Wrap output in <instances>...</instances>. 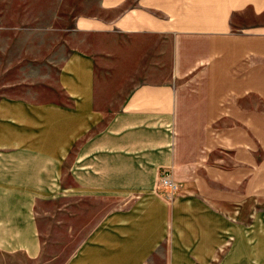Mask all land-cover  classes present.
Listing matches in <instances>:
<instances>
[{
  "label": "crops",
  "instance_id": "0c3cea01",
  "mask_svg": "<svg viewBox=\"0 0 264 264\" xmlns=\"http://www.w3.org/2000/svg\"><path fill=\"white\" fill-rule=\"evenodd\" d=\"M98 7L74 21L87 40L55 97H0V254L40 257V211L69 196L94 220L65 264H264V0ZM224 142L230 178L198 176ZM167 168L172 203L157 188Z\"/></svg>",
  "mask_w": 264,
  "mask_h": 264
},
{
  "label": "rangeland",
  "instance_id": "374dc122",
  "mask_svg": "<svg viewBox=\"0 0 264 264\" xmlns=\"http://www.w3.org/2000/svg\"><path fill=\"white\" fill-rule=\"evenodd\" d=\"M98 1L0 0V97L14 94L41 99L55 97L59 64L69 52L87 40L85 35L74 32V21L78 16L100 11ZM256 23V28H262L264 17H256ZM229 146L224 142L221 149H217L215 170L196 174L217 184L222 180L225 183L230 178ZM246 150L245 144L239 147L240 171L246 167ZM166 170L174 177L171 169ZM239 178L245 179L246 176L240 173ZM176 181L179 184L178 196L181 185ZM198 190L221 191L224 195L231 193L226 185L207 184ZM239 194H246V187L240 186ZM60 205L62 208L59 210L51 203L46 211H40L44 216L41 219L43 250L40 257L30 258L23 253L0 254V264H65L91 229L94 218L93 212L87 210L86 201L82 211L71 210L69 196H65Z\"/></svg>",
  "mask_w": 264,
  "mask_h": 264
},
{
  "label": "built area",
  "instance_id": "2783aa9c",
  "mask_svg": "<svg viewBox=\"0 0 264 264\" xmlns=\"http://www.w3.org/2000/svg\"><path fill=\"white\" fill-rule=\"evenodd\" d=\"M160 174L161 176L159 179L158 187L164 190L165 199L169 203H172L177 198L179 184L170 171L164 169Z\"/></svg>",
  "mask_w": 264,
  "mask_h": 264
}]
</instances>
